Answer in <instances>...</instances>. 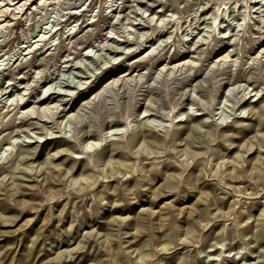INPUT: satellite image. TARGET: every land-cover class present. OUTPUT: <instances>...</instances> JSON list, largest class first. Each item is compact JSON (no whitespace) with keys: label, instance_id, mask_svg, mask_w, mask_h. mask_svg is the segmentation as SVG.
<instances>
[{"label":"rangeland","instance_id":"1","mask_svg":"<svg viewBox=\"0 0 264 264\" xmlns=\"http://www.w3.org/2000/svg\"><path fill=\"white\" fill-rule=\"evenodd\" d=\"M8 2L0 264H264V0Z\"/></svg>","mask_w":264,"mask_h":264},{"label":"bare ground","instance_id":"2","mask_svg":"<svg viewBox=\"0 0 264 264\" xmlns=\"http://www.w3.org/2000/svg\"><path fill=\"white\" fill-rule=\"evenodd\" d=\"M20 1L21 0H18V1H12V0H10V2H8L7 4L14 5L15 6L14 8H17V4ZM0 4L2 5V3H0ZM2 6H4V5H2ZM2 11H5V10H2ZM3 20H6V18L5 19H0V24H1V22ZM134 138H135V141L133 142L134 144L140 142V136H138L137 134H135L134 135ZM93 144H95V142ZM139 144L142 145L141 142ZM250 149H252V146H250L248 148V150H250ZM258 152H260V150H258ZM257 159H259L260 162L264 163V160H262V159H260L258 157H257ZM110 161H111V159L108 160V162H110ZM244 161H247V158L244 156V153L239 152V153H237V157L235 159H233V160H231V159H222L221 161H217L215 163L216 166H217L216 167V170L219 169L223 164L224 165H227L228 163H231L234 166V169H235L236 168V165H238V164L239 165H243V162ZM34 162L35 161L27 162V163H25V166L24 167L19 166V165L15 166L14 169L11 170V174L14 176L15 173H16V171L19 170V172H21L23 174V176H28L29 167L32 169ZM35 170H38V169L36 168ZM103 170H105V169H103ZM67 174H69V176H68L70 178L69 181L72 182V183H74V184H76L78 182L81 183V182H84V181L87 182V183H90L91 181L94 180V176L91 173L85 172V171H82V170L81 171H78L76 174H74V172H72L71 169L70 170L68 169ZM185 239H187V236L185 237ZM162 248L168 249V243H163L162 244ZM144 255L145 254H142L140 256V258H143Z\"/></svg>","mask_w":264,"mask_h":264}]
</instances>
